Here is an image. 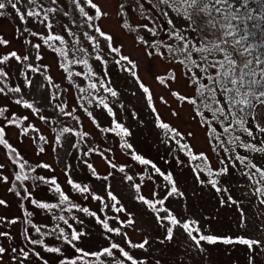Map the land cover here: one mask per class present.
<instances>
[{
  "label": "rangeland",
  "instance_id": "rangeland-1",
  "mask_svg": "<svg viewBox=\"0 0 264 264\" xmlns=\"http://www.w3.org/2000/svg\"><path fill=\"white\" fill-rule=\"evenodd\" d=\"M4 2L0 71L6 75H0L4 89L0 127L7 143H0V177L8 181L0 179V200L5 201L0 205V233H7L0 235V247L6 249L0 254V264H132L118 249L111 256L92 255L113 243L137 264H264V196L253 195L256 187L264 188V182L254 184L243 174L247 169L234 160L236 155L247 156L264 168V152L240 146L264 147V103L255 90L257 84L239 83L247 57L233 45L235 35L220 18L211 13L216 21L213 36L188 30L171 0V6L162 0H93L101 12L98 17L83 0H37L36 4L13 0L23 20ZM80 7L94 19L88 21ZM27 11H40V16L29 17ZM45 13L48 19L41 23ZM49 36L62 39L49 45ZM201 36L209 48L220 44L228 53V58L215 50L211 55L205 53L215 68L202 63L195 51L187 59L179 51L182 45L204 47L205 43H197ZM12 48L21 60L10 56ZM170 48L176 50L174 54ZM4 56L9 59L3 61ZM226 71L231 75L225 77ZM233 78L237 85L231 84ZM141 84L149 93H144ZM16 87L21 91H11ZM109 87L117 96L106 90ZM225 87L239 88L240 95L226 93ZM229 96L247 98L251 106L233 104ZM117 123L129 134L116 129ZM161 123L169 128H162ZM63 128L73 131L62 133ZM245 129L252 131L251 137ZM136 155L150 160L160 172L137 161ZM20 163H25L23 174L29 177L23 182L14 179ZM41 164L51 167H38ZM225 167L226 175L215 174ZM209 172L214 174L209 176ZM169 174L177 188L171 196ZM38 176L46 181L55 178L56 185L32 179ZM212 179L217 180L220 192L209 183ZM13 183L18 187L22 183L31 197L21 200L9 190ZM77 183L89 192H78L73 187ZM57 185L69 197L63 203L54 190ZM229 195L236 203H222ZM31 199L56 207L42 209ZM159 200L164 202L155 203ZM167 215L181 224L192 222L200 234L221 239L201 241L197 246L180 225L163 219ZM102 222L120 232L108 231ZM169 226L173 227L171 241L165 239ZM73 230L81 236L69 244L65 237L71 239ZM192 235L198 234L193 231ZM223 238L233 243H224ZM240 238L260 243L249 248L238 242ZM145 241L144 248L137 247ZM50 247L61 251H47ZM21 250L29 255L25 257Z\"/></svg>",
  "mask_w": 264,
  "mask_h": 264
},
{
  "label": "snow or ice",
  "instance_id": "snow-or-ice-1",
  "mask_svg": "<svg viewBox=\"0 0 264 264\" xmlns=\"http://www.w3.org/2000/svg\"><path fill=\"white\" fill-rule=\"evenodd\" d=\"M74 2H76V0H74ZM83 2L87 3L91 9L95 10V15L98 17L101 15L100 9L98 8V6L93 3V0H83ZM215 4H221L222 2H227V0H214ZM29 3L31 4H36L37 0H29ZM162 3L165 5H170V0H162ZM212 3L213 0H171V4L176 5L174 7V11L177 12L186 22V26L187 29L194 32V33H205L207 35H215V28H216V21L215 19L212 17L211 15V8H212ZM7 4L11 6V8L15 9L17 11L18 14H20V10L17 7V2H13V0H7ZM121 8L124 7V5H120ZM6 8V3L4 2V0H0V10H3ZM40 10L44 11L43 6L40 5ZM48 11H56L55 9H49ZM216 12H220L221 9L220 8H215ZM80 12L83 13V15L87 18L88 21H92L94 19V17L92 15H89L87 12H85V9L83 7H80ZM4 15V13L2 11H0V16ZM26 15L29 17H39L40 16V11H27ZM20 18L23 20L24 19V14H20ZM48 19L47 14L45 13L43 20H41V23H44V21H46ZM125 27L127 25H124ZM48 27H51V25H48ZM172 32H174V29L172 30ZM172 32H170V35L172 34ZM101 35H104L103 32L100 33ZM155 33H153L154 35ZM178 38L183 40L185 39V37L182 34H177ZM49 40H60L62 39L59 36H50L48 37ZM108 39H111V37H109ZM206 37L205 36H201V39L199 41H197V43H205ZM47 43V41H45ZM6 43V42H5ZM224 45H227L226 42L222 43ZM36 47H39V45H36ZM215 50L217 52H221L224 53L225 58H228V53L225 51V48L221 47L220 44H213L211 46V48H209L207 46V44L205 43L204 47H195L193 48L191 45H182L179 49V51L182 52V54L185 55V58L187 59L188 56L191 55V53L193 51H195L196 53L200 54V59L201 62L204 64H209L208 59H207V55H211L212 51ZM112 51L114 52H118L119 49L118 48H112ZM176 50L174 49H169L170 53H175ZM205 53H207V55H205ZM63 54V53H62ZM11 57H14L16 60H21V57L19 55H17L16 52H11L10 53ZM9 59V56H4L3 57V61H7ZM24 60H27L28 57H23ZM97 59H100V57H97ZM121 59H128V57H121ZM119 61H117L118 63ZM84 63H87V61H84ZM129 63H131V61H129ZM192 63L196 66V67H200L199 64H197L195 61H192ZM230 64H234L235 61L234 60H229ZM253 62L251 61L248 64H245L244 68L248 69L247 72L241 70L240 72V78H239V83L243 84L244 82V78L247 77H251V76H255L256 72L254 70L251 69V64ZM257 63H260L262 65L261 67V76L264 77V61L258 60ZM210 67L215 68L216 65L215 64H209ZM220 67H223V62H220ZM204 71H206V69H203ZM0 75H6V73H3L2 71H0ZM231 73L230 72H224V76L228 77L230 76ZM238 80L233 78L231 79V84L232 85H237ZM249 86H253L256 84H260L261 81L258 80H249L248 81ZM92 87H95V85L93 84ZM141 87L143 88L144 93H149V89L147 87H145L143 84H141ZM107 91H109L111 93V95L113 97L117 96V92L112 90L110 87L106 89ZM11 91L14 92H20L21 89L19 87L13 88L11 89ZM212 91V90H210ZM224 91L226 93H230V92H235V96H239L240 95V89L239 88H235V89H228L225 87ZM4 89L0 88V93H3ZM254 95V94H253ZM260 97H264V90L260 91L259 93ZM213 99H214V92H213ZM229 101L233 104H241V105H246L248 107L251 106L250 101L245 98V99H239L237 100L234 96H229L228 97ZM149 100H151V96L149 95ZM17 103H20V101H17ZM193 103H195V101H193ZM261 103H264V100L261 101ZM101 104H103V100H101ZM27 108L32 109L33 106L32 104H26L25 105ZM105 108H108V105H104ZM205 107H210V105H205ZM109 111H111V109H108ZM243 110V109H242ZM33 111H38L36 109H33ZM216 111L220 112L221 114L223 113V109H217ZM4 110L0 109V115H3ZM61 112H63V109H61ZM89 115H91V113H89ZM215 115V113L213 114ZM24 119L26 120L27 117H24ZM40 119H44L43 116L40 117ZM10 123H16V121L12 120L9 121ZM238 123H243V121H239ZM162 128L164 129H168L169 125L166 123H161L160 125ZM231 125H229V127L224 128L225 132H228L230 130ZM116 129H119L120 132L123 135H128V130L123 128V126L119 123L116 124ZM25 131H27V129H25ZM73 130L70 128H63L62 129V133H70ZM174 131V130H173ZM245 131L247 132V135L249 137L252 136V131L249 129H245ZM262 131H264V129H262ZM77 135H79V133H77ZM4 128L0 127V143H4L6 144L7 141L4 140ZM41 139H44V137H40ZM60 140V136L56 137V141L59 142ZM241 147H244L246 149H248L249 151H259V152H264V147H260L257 148L255 145L253 144H249V143H244L240 145ZM127 147L131 148V145H127ZM41 151H43V149H41ZM137 161H139L142 164L145 165H151L152 168L159 173L160 169L157 168L155 166V164H152V162L150 160H146L144 158H142L139 155H136L134 157ZM195 158V157H194ZM235 161H239L241 165H243V167L245 169H247L246 172H244L243 174L246 175L249 180L253 181L254 184L259 185L262 182H264V168L258 167L257 164L252 163L247 156H240V155H236L234 157ZM26 163V162H25ZM25 163H20L19 164V169L20 171L17 172L15 174V181L17 182H23L29 179V177L25 174H23V169L25 167ZM0 167H3V165H0ZM38 167H42V168H50L51 166L49 164H41L38 165ZM89 167H91V165H89ZM254 170V171H253ZM33 171H35V169H33ZM121 171H123V169H121ZM228 172V169L225 168H221L217 173H215L216 175H220V174H224L226 175ZM161 175H163V173H160ZM214 173L209 172V176H212ZM257 175H259L260 179H256ZM0 179H2L3 181L7 182L8 181V177H0ZM33 180H39L41 182H46L49 183L51 185H56V180L55 178L51 179V180H47L45 179V177L42 176H38V177H32ZM128 179H132L131 177H128ZM166 179L169 180L170 182H172V187L171 190L168 192V195L171 196L173 193L177 192V188L175 186V182L172 180V176L171 174L166 176ZM70 184H72V181H69ZM209 183L216 189L217 192L221 191V187H217V180L212 179L209 181ZM73 187L80 193H88L89 189L87 186L82 187L80 184H74ZM139 187V185H137V188ZM10 191H14L15 194L21 198V200H25V199H29L31 197V193L28 191V189L26 187L23 186V184L21 183L19 185V187L17 186V184L13 183L12 187L9 189ZM55 192H57L60 196V200L61 203H63L64 201H67L69 199V197L67 195H65L60 187L57 185L55 187ZM225 192L227 191V189H223ZM23 192V195H21V193ZM109 195H111V193H109ZM253 195H262L264 196V188L261 187H256L255 191L253 193ZM95 199L99 200L101 199V197L97 196L94 197ZM112 199L115 200L116 197L112 196ZM140 199H144V197H140ZM146 203L151 204L153 207L155 206V204L151 201H145ZM163 200H159L156 201L155 203H163ZM236 203L235 200H233L232 196L229 195L227 197L226 201H222V203ZM31 203L33 205H36L39 208L42 209H49L51 207H56V205H51L49 203H39L36 199H31ZM5 201L4 200H0V205H4ZM261 204H264V200H261ZM83 212H89L88 208H82L81 209ZM119 210V209H118ZM25 215H29L28 213H25ZM91 215L95 216V213H91ZM61 219H63V217H61ZM163 219H167L171 222L172 226H176V225H180L190 236L191 240L195 242V244L197 246H199L201 244V241H206V242H210V243H215L218 239H221L219 237H215L212 235H204V234H200V229L199 228H195L193 229L191 227L192 222L190 221H185L181 224V221H179L178 219H176V217L172 216V215H167L165 216ZM29 223L31 221H28ZM129 223H131V221H128ZM12 223H15V221H12ZM65 223H67V221H65ZM103 223V227L105 229H107L108 231H115L116 233L120 232L119 228H115V229H110L108 223L106 222H102ZM169 226L166 229V240L171 241L173 239V227ZM36 232H40L39 228L35 229ZM195 231L198 235H192V232ZM0 235H7V233H0ZM81 236V233L76 232L75 230H73L72 232V238L68 239L67 237H65V240H67V243L69 244H73V241L79 240ZM32 244H43V241L41 240H31L30 241ZM223 242L224 243H233V240L231 238H223ZM239 243L241 244H245L247 245L249 248H251L254 244H259V241L256 240H252V239H243L240 238L238 240ZM147 243V241H145L144 243H141L139 245H137V247L139 248H144L145 244ZM74 246V245H73ZM113 249H118L122 256L127 258L128 261H132V264H137V262L133 259V257L131 255H129V253L127 251H124L122 248H120V246L118 244H111L110 247H106L102 250V252L99 253H92V255H109L111 256L113 254L112 250ZM13 252L16 251V249H12ZM23 252V255L25 257H27L29 254L27 252H24L23 250H21ZM47 251L50 252H56L59 253L61 250L60 248H47ZM77 251H81L80 249H77ZM6 252V249L4 247H0V254H3ZM72 264H75V261L72 262Z\"/></svg>",
  "mask_w": 264,
  "mask_h": 264
},
{
  "label": "trees",
  "instance_id": "trees-1",
  "mask_svg": "<svg viewBox=\"0 0 264 264\" xmlns=\"http://www.w3.org/2000/svg\"><path fill=\"white\" fill-rule=\"evenodd\" d=\"M215 8H220L221 11L216 12ZM211 13L217 15L225 24L224 27L229 28L232 35H235L236 41L232 42L233 45L247 57V64L253 62L251 69L259 73L256 76H246L244 80L261 81L255 90H264V77L260 74L262 65L257 63L258 60L264 61V0H227L221 4H215L213 0ZM224 27L225 33L227 30ZM225 37L227 40L231 39L230 36ZM52 42L57 43L56 40L48 39L49 45ZM9 51L15 52L13 48ZM243 71L247 72L248 69ZM258 98L264 100L259 95Z\"/></svg>",
  "mask_w": 264,
  "mask_h": 264
}]
</instances>
